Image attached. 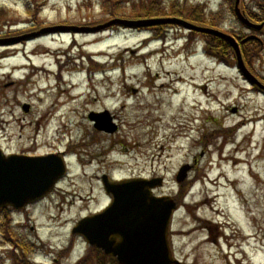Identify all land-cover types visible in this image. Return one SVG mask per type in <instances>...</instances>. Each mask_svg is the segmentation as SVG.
Returning a JSON list of instances; mask_svg holds the SVG:
<instances>
[{
    "label": "rangeland",
    "instance_id": "obj_1",
    "mask_svg": "<svg viewBox=\"0 0 264 264\" xmlns=\"http://www.w3.org/2000/svg\"><path fill=\"white\" fill-rule=\"evenodd\" d=\"M43 2L38 13L28 0H0V37L38 25H97L117 18L102 0ZM146 3L166 11L172 4L185 16L217 18L221 29L243 32L233 15L234 0H119L116 14L137 16ZM260 6L264 0H242V8L259 12ZM28 9L37 15L29 17ZM159 29L46 32L22 44L0 45L1 150L67 151L68 168L63 192L30 207L29 216L10 214V236L0 215V264H13L11 252L22 237L38 248L32 259L53 264L74 225L109 203L103 175L164 179L154 194L180 203L172 242L187 264H264V93L245 80L236 60L207 49L205 37L180 27ZM166 36L164 46L159 39ZM251 66L264 80V49ZM65 91L69 97L60 98ZM92 112L104 114L98 117L101 127L115 123L117 131L99 132L89 119ZM187 163L192 169L178 183ZM42 243L49 247L42 249ZM74 244L62 264L88 253L79 239Z\"/></svg>",
    "mask_w": 264,
    "mask_h": 264
},
{
    "label": "water",
    "instance_id": "obj_2",
    "mask_svg": "<svg viewBox=\"0 0 264 264\" xmlns=\"http://www.w3.org/2000/svg\"><path fill=\"white\" fill-rule=\"evenodd\" d=\"M236 1V14L250 28L261 26L250 23L240 12ZM161 24H177L201 33L219 35L226 39L236 53L238 67L251 84L260 85L257 78L246 67L240 46L230 35L211 28L193 25L176 17L128 20L116 18L95 27L58 26L40 30L21 37L0 39V43L18 42L29 37L51 31L74 30L77 32L97 31L112 25L131 28ZM261 86V85H260ZM28 105L24 109L28 110ZM104 115V114H103ZM107 115V114H105ZM102 115H90L96 121L98 130L113 132L98 124ZM65 163L57 154L46 156L6 155L0 150V208L14 206L22 209L45 196L65 173ZM190 165L181 168L177 181L184 182ZM106 191L112 194V203L102 212L82 218L73 228V233L81 234L88 243L105 249L109 255L116 256L120 264H179L174 259L169 245V229L176 203L170 196L156 197L152 188L161 186L163 180L124 179L109 181L103 178Z\"/></svg>",
    "mask_w": 264,
    "mask_h": 264
},
{
    "label": "trees",
    "instance_id": "obj_3",
    "mask_svg": "<svg viewBox=\"0 0 264 264\" xmlns=\"http://www.w3.org/2000/svg\"><path fill=\"white\" fill-rule=\"evenodd\" d=\"M42 0H28V7H32V6H35L36 7V12H40L44 6V0L42 2H40ZM119 0H102V6L104 7H107V8H111V15L114 16V17H121L119 15L116 14V12H118V3ZM227 1H230V0H227ZM128 2H124V4H126ZM28 16L30 17L31 14H33V16H36L37 13H32L30 12V10L28 9ZM167 15H181V16H184V13L180 14L178 13V10L176 8V6L172 5L169 6L168 10H164L163 8L159 7V6H155L154 5H148L147 3L144 4L140 10V13L139 15L135 16L134 17H151V16H167ZM217 15H212V18ZM187 18L191 19L192 21L194 22H199L201 24H204V23H209V25H211L212 27H215L217 28L218 25H217V18L214 19L213 21L210 20V18H200L196 15H187ZM256 19H258V23L259 21H263L264 20V14L263 16L261 17H255ZM33 21L35 22L36 19L34 18ZM90 24H94V23H90ZM40 26V25H38ZM36 26V27H38ZM161 29H159L157 31V33H162L164 31V29L162 27H159ZM34 28L30 27L28 29H26L25 31H32ZM24 31V32H25ZM209 38V40H212L213 43L215 44V50H221L223 52L226 53V56L227 57H230L231 58H234V51L233 49L230 47V45L228 44L227 41L225 40H222L216 36H208L207 39ZM241 40V39H240ZM208 41V40H207ZM209 43V41H208ZM251 44V43H250ZM253 44V49H252V45H247L245 44L244 46V52H245V56H249L250 59H252L254 56H256V51H257V48H258V44H255V43H252ZM217 56V55H216ZM10 217L9 215H6V218H5V224L7 225V227L5 228H2L5 233L10 236V228H9V223H10ZM4 224V225H5ZM18 250H20L18 252ZM36 250V247L33 246V245H30V244H22L19 245V246H14V249L13 251L11 252L13 257V264H33L32 261H31V255L33 254V251ZM78 264H118L116 261H113V260H110V258L108 259V257L104 256V254H101L99 251H91L90 255L89 256H86L84 257V259H81V261L78 263Z\"/></svg>",
    "mask_w": 264,
    "mask_h": 264
},
{
    "label": "flooded vegetation",
    "instance_id": "obj_4",
    "mask_svg": "<svg viewBox=\"0 0 264 264\" xmlns=\"http://www.w3.org/2000/svg\"><path fill=\"white\" fill-rule=\"evenodd\" d=\"M21 153H24V152H21ZM27 154H30V153H27ZM63 154H65V152H63ZM61 184V183H60ZM57 190V192H63V189H56ZM54 193H56V192H54ZM53 193V194H54ZM108 197V196H107ZM108 200H109V202H110V200H111V198L110 197H108ZM10 210H12L11 208H9ZM4 211H6V209H3V210H0V213H4Z\"/></svg>",
    "mask_w": 264,
    "mask_h": 264
},
{
    "label": "bare ground",
    "instance_id": "obj_5",
    "mask_svg": "<svg viewBox=\"0 0 264 264\" xmlns=\"http://www.w3.org/2000/svg\"><path fill=\"white\" fill-rule=\"evenodd\" d=\"M40 69H43L42 67ZM181 84V82H179ZM240 162H242L241 160H239ZM242 264V263H241Z\"/></svg>",
    "mask_w": 264,
    "mask_h": 264
}]
</instances>
